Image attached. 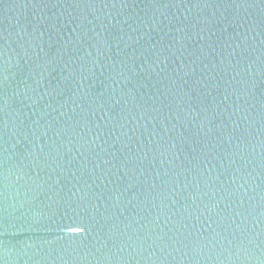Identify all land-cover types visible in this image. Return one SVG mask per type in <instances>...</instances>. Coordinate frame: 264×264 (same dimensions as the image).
Segmentation results:
<instances>
[{"label":"water","instance_id":"1","mask_svg":"<svg viewBox=\"0 0 264 264\" xmlns=\"http://www.w3.org/2000/svg\"><path fill=\"white\" fill-rule=\"evenodd\" d=\"M0 264H264V0H0Z\"/></svg>","mask_w":264,"mask_h":264}]
</instances>
